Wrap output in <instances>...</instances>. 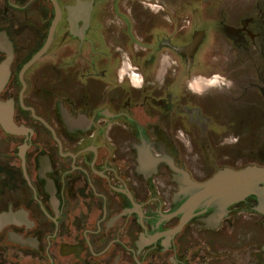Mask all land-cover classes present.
Segmentation results:
<instances>
[{
  "label": "flooded vegetation",
  "instance_id": "1",
  "mask_svg": "<svg viewBox=\"0 0 264 264\" xmlns=\"http://www.w3.org/2000/svg\"><path fill=\"white\" fill-rule=\"evenodd\" d=\"M119 1L0 0V102L13 106L16 125L0 122V216L11 214L0 225V264L232 263L222 253L236 248L221 236L237 230L233 210L264 216L250 196L218 222L214 206L198 207L175 230L186 179L227 167L196 171L189 155L252 150L264 74L192 73L159 53L169 39L138 35L151 24L120 21ZM105 10L118 20L105 21ZM215 74L231 86L211 84ZM190 109L205 124L200 136Z\"/></svg>",
  "mask_w": 264,
  "mask_h": 264
},
{
  "label": "rangeland",
  "instance_id": "2",
  "mask_svg": "<svg viewBox=\"0 0 264 264\" xmlns=\"http://www.w3.org/2000/svg\"><path fill=\"white\" fill-rule=\"evenodd\" d=\"M100 1L105 5L113 3V0ZM149 1L156 5L148 8L138 6L143 2L150 3ZM119 2L120 21L130 20L134 30H137L136 20H140L145 26L151 24V29H145L146 32H139L138 35L142 38L153 35L157 41L169 39L171 49L162 48L159 53L162 57L169 55L181 67L191 69L194 74L228 73L231 69H235L236 73L246 71L248 74H253V77L255 74L261 76L264 74V0H120ZM121 4L135 5V11H130ZM103 18L107 22L118 20L107 10ZM51 61L46 60V63ZM52 71L49 67L45 77L53 75ZM252 109L251 139L245 141L246 146L252 150H244L238 147V144L230 149L220 146V156L214 153L213 156L208 149L201 147L205 150L204 154L189 155V166L197 171L213 164H217L220 168L227 166L235 169L249 164L263 165L264 108L254 103ZM187 116L195 121L189 119L187 125L194 130L195 137L200 136L203 133L201 128L205 124L197 122L196 117L199 116L197 110L190 109ZM220 132L223 133V128ZM200 141H203L202 138ZM251 213L237 214L234 210L231 213L230 220L232 221L233 217H236V220L235 224L232 225L231 222L229 225L237 230L230 235H222L221 243L232 244L236 249L228 254L222 253L223 260L231 261L232 264H262L257 255H262L264 231L261 229L262 234L258 235L256 232L264 226V216ZM245 246H247L246 251Z\"/></svg>",
  "mask_w": 264,
  "mask_h": 264
},
{
  "label": "water",
  "instance_id": "3",
  "mask_svg": "<svg viewBox=\"0 0 264 264\" xmlns=\"http://www.w3.org/2000/svg\"><path fill=\"white\" fill-rule=\"evenodd\" d=\"M50 41L51 38L31 62H34L46 51ZM3 81L0 82V88L3 87ZM0 122L9 131L16 129L11 110L6 114H1ZM185 188L189 198L182 206L181 211L186 213V217L175 230H179L198 207L214 206L216 211L212 214L211 219L218 222L228 213V208L231 205L244 201L250 196L257 198L255 210L264 214V164H249L239 169L224 167L201 183H196L190 178L186 179ZM10 217L11 214L0 216V225Z\"/></svg>",
  "mask_w": 264,
  "mask_h": 264
},
{
  "label": "clouds",
  "instance_id": "4",
  "mask_svg": "<svg viewBox=\"0 0 264 264\" xmlns=\"http://www.w3.org/2000/svg\"><path fill=\"white\" fill-rule=\"evenodd\" d=\"M217 82L227 85L228 87L231 86V82L228 81L225 77L220 76L219 74H215L213 78L210 80L211 84H216Z\"/></svg>",
  "mask_w": 264,
  "mask_h": 264
},
{
  "label": "crops",
  "instance_id": "5",
  "mask_svg": "<svg viewBox=\"0 0 264 264\" xmlns=\"http://www.w3.org/2000/svg\"><path fill=\"white\" fill-rule=\"evenodd\" d=\"M9 110L13 112V106L11 104L8 105L7 103L0 102V112L2 114H6ZM12 119H13V116H12ZM223 264H232V263H223Z\"/></svg>",
  "mask_w": 264,
  "mask_h": 264
}]
</instances>
